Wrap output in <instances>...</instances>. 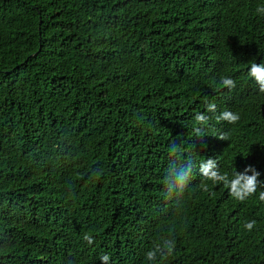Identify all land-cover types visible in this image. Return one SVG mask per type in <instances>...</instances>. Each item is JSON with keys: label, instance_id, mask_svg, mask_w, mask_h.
I'll use <instances>...</instances> for the list:
<instances>
[{"label": "trees", "instance_id": "1", "mask_svg": "<svg viewBox=\"0 0 264 264\" xmlns=\"http://www.w3.org/2000/svg\"><path fill=\"white\" fill-rule=\"evenodd\" d=\"M258 6L0 0V264H152L158 238L176 247L156 264H264L258 193L237 201L198 167L179 204L163 184L177 143L222 173L254 166L264 190V94L248 76L264 63ZM207 103L240 121L197 137Z\"/></svg>", "mask_w": 264, "mask_h": 264}, {"label": "clouds", "instance_id": "2", "mask_svg": "<svg viewBox=\"0 0 264 264\" xmlns=\"http://www.w3.org/2000/svg\"><path fill=\"white\" fill-rule=\"evenodd\" d=\"M258 14L264 15V6L256 8ZM248 76L253 78L258 86V91L264 94V63H257L253 61L248 70ZM220 84L229 91L234 90L237 85L236 81L231 77H222ZM206 113H197L194 117L197 127H194V132L197 137H203V126H208L212 119L217 123L227 122L229 124H237L241 116L238 112L225 110L217 113V105L215 103H207ZM211 113L213 115H208ZM220 140L227 141L229 139L228 133H222L217 137ZM169 164L166 169L168 175L164 178L163 184L167 186L165 190V198L173 200L179 204L184 197L186 190L189 188L193 170L198 167L199 173L206 181H211L214 185L222 183L223 186L229 189V195L240 202H245L250 197L257 195L258 200L264 202V190L258 192V188L262 184L259 180L260 172L252 165L245 167L243 172L236 171L229 175L227 172L222 173L219 169L218 161L215 158H208L206 160L197 161L189 154L187 157L181 149L180 144L172 143L169 146ZM246 158V157H245ZM248 173H251L249 175ZM175 186L177 192L172 194V187ZM207 191V187H205ZM256 220L246 222L243 227L251 232L256 226ZM89 245L94 243V237L90 234H85L83 237ZM176 243L172 238H158L153 247L145 253L147 261L156 264L157 260L163 262L174 255ZM102 264H110V255L103 254L100 257Z\"/></svg>", "mask_w": 264, "mask_h": 264}]
</instances>
